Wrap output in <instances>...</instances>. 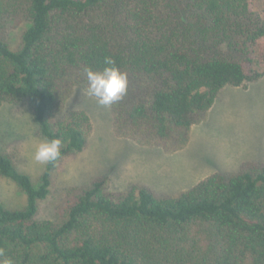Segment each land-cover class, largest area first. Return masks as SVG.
Segmentation results:
<instances>
[{"label":"trees","instance_id":"obj_1","mask_svg":"<svg viewBox=\"0 0 264 264\" xmlns=\"http://www.w3.org/2000/svg\"><path fill=\"white\" fill-rule=\"evenodd\" d=\"M256 0H0V104L26 100L61 157L81 151L88 115L66 109L86 68L111 58L127 73L124 98L109 106L113 131L171 153L185 146L224 86L264 75V18ZM21 28L19 45L8 32ZM34 184L0 152V176L25 195L0 204V248L14 264H264V161L214 172L157 197L106 178L68 187L57 219L36 217L58 162Z\"/></svg>","mask_w":264,"mask_h":264},{"label":"rangeland","instance_id":"obj_2","mask_svg":"<svg viewBox=\"0 0 264 264\" xmlns=\"http://www.w3.org/2000/svg\"><path fill=\"white\" fill-rule=\"evenodd\" d=\"M255 9L264 18V0H256ZM21 31L19 27L8 32L13 46L19 45ZM64 107L84 111L91 133L81 151L59 160L49 193L38 202L39 219H57L66 189L96 178H106L109 190L139 184L163 197L188 189L214 172L234 171L244 161H264V75L245 85L222 87L205 118L191 126L185 146L171 153L117 136L110 107L99 105L82 87L72 88ZM42 140L26 100L0 104V152L34 184L45 166L34 159ZM0 204L15 209L25 205L24 193L2 176Z\"/></svg>","mask_w":264,"mask_h":264},{"label":"clouds","instance_id":"obj_3","mask_svg":"<svg viewBox=\"0 0 264 264\" xmlns=\"http://www.w3.org/2000/svg\"><path fill=\"white\" fill-rule=\"evenodd\" d=\"M106 67L102 70L86 68L87 93L96 98L99 105L108 107L121 101L127 93V73L121 71L111 58H106ZM62 141L59 138L42 140L34 153L36 162L47 165L55 164L61 157ZM0 264H14L12 258L5 255V249L0 248Z\"/></svg>","mask_w":264,"mask_h":264}]
</instances>
